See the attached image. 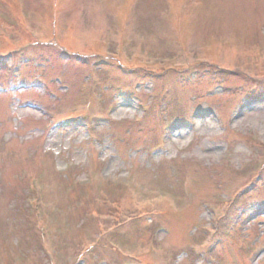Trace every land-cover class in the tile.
Listing matches in <instances>:
<instances>
[{"label":"rangeland","instance_id":"374dc122","mask_svg":"<svg viewBox=\"0 0 264 264\" xmlns=\"http://www.w3.org/2000/svg\"><path fill=\"white\" fill-rule=\"evenodd\" d=\"M31 11L41 15L38 26L47 25L40 32L32 31L34 38L22 44L21 53L36 54L35 61L27 68L30 61L24 60L22 74L25 71L28 79L5 77V70H0V264H13V261L45 264L26 203L27 197H31L26 189V175H40L46 195L54 200L51 214L57 221L61 220L58 214L63 208L66 232H59L61 225L56 221L50 228L54 244L51 246L55 247L59 263L70 264L75 257L76 248L67 244L72 234L81 233L89 241L94 239L96 228L80 197L88 192L97 196L106 192L112 195L119 190L92 183L81 188L78 183L73 185V176H96L98 164L93 160L89 127L82 121L67 123L52 129L47 139L43 136L46 119L42 115L49 116L52 123L63 110L101 109L102 106L104 111H111L113 104L105 101V94L111 91L123 95H117L115 122L103 126L101 131L99 128L106 139L105 155L109 157L106 171L133 177L139 176L140 170L154 173L152 178L146 176L145 181H138L142 186L140 197L168 191L175 199V205H160L157 215L160 221L153 220L149 227L136 222L116 231L115 242L121 243V248L135 250L142 264H202L198 243L215 239L209 228L217 218L215 215L224 213L220 204L213 201H234L226 213L233 225L254 215L264 219V173L257 185L249 186L250 192L231 196L237 187L255 176L259 160L263 158L261 148L254 147L253 143L264 138V80L257 87L263 89L258 94L263 97L250 101L240 87H246L247 83L241 79L235 82L232 81L235 77L224 78L211 69L198 70L194 78L191 75L185 79L181 73L177 74L179 70L168 74L162 69L141 66L146 61L136 62L131 58H121L117 65L108 55L118 50L105 49L115 27L121 37L120 47L129 35L136 47H145L160 55L176 53L181 43L192 44L199 50L212 40L210 46H220L219 54L214 56L219 62L240 61L237 68L243 70V62L252 60L258 73L248 67L239 72L256 80L264 79V66H260L264 64V54L260 55L264 52L260 49H264V0H24L18 14L26 17ZM58 15L65 18L60 22L63 28L59 26ZM79 28H83L82 38L78 35ZM51 40L67 47L74 57H59L55 47L50 46ZM232 44L255 49L234 50L229 47ZM7 64L12 62L7 60ZM119 68L125 72L151 71L154 78L146 74L150 82H145L136 75L127 76ZM223 69L231 76L236 74L227 66ZM161 85L162 97H165L163 108H159L161 102L156 100ZM139 98L145 105L152 104L145 115V119L151 118L147 124L144 118L141 122L135 121L142 114L141 106H137V101H142ZM22 106L31 108L22 111ZM194 108H201L195 113L197 118H205L199 119L196 127L189 128L185 121H190ZM154 110L158 111L157 118ZM177 118L182 119V124L162 130L169 119ZM103 119L107 121L108 117L105 115ZM230 119L232 128L227 130ZM162 133L172 136L170 152L152 161L149 169L144 166L147 165L145 155L149 148L158 145ZM252 134L258 137L251 140ZM114 146L125 153L124 162L113 157ZM136 148L137 155L133 152ZM137 156L139 159H134ZM127 159L135 164V172H125L129 170L127 165L130 166L126 164ZM60 168L67 171L60 172ZM123 186L120 190L124 206L127 203ZM154 191L157 193L150 194ZM158 226L161 234L154 246L146 240ZM259 231L261 239L257 244L264 245L263 228L257 230L252 223L246 226V233ZM112 235L105 238L111 241ZM242 246L239 238L226 239L216 249L213 264H246L250 245ZM104 252L99 251V258L90 259L89 264H120L113 254L103 257ZM153 252H156L155 259ZM84 264H88L87 260ZM256 264H264V253Z\"/></svg>","mask_w":264,"mask_h":264},{"label":"bare ground","instance_id":"6f19581e","mask_svg":"<svg viewBox=\"0 0 264 264\" xmlns=\"http://www.w3.org/2000/svg\"><path fill=\"white\" fill-rule=\"evenodd\" d=\"M203 124V123H202Z\"/></svg>","mask_w":264,"mask_h":264}]
</instances>
